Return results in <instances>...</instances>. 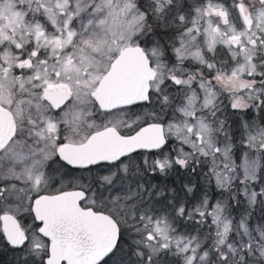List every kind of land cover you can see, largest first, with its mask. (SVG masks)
Segmentation results:
<instances>
[{"label":"snow or ice","instance_id":"6c2138e0","mask_svg":"<svg viewBox=\"0 0 264 264\" xmlns=\"http://www.w3.org/2000/svg\"><path fill=\"white\" fill-rule=\"evenodd\" d=\"M0 264H264V0H0Z\"/></svg>","mask_w":264,"mask_h":264}]
</instances>
